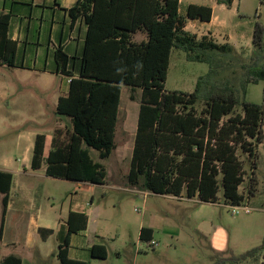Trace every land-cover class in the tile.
Instances as JSON below:
<instances>
[{"label": "trees", "instance_id": "obj_1", "mask_svg": "<svg viewBox=\"0 0 264 264\" xmlns=\"http://www.w3.org/2000/svg\"><path fill=\"white\" fill-rule=\"evenodd\" d=\"M234 0H217L231 7ZM73 23L84 20L87 27L84 50L79 58L64 48L56 50L58 72L69 81L67 95L59 99L57 114L71 119V126L53 132L51 149L45 157L46 135L35 140L32 170L42 169L54 178L105 185L108 170L96 162L90 149L109 159L117 148L123 86L142 91L136 138L127 180L136 190L155 195L198 199L238 206L257 198V181L252 178L247 191L245 171L239 152L257 158V146L264 142V105L239 96L229 80L212 83L214 76L231 70L237 54L230 43H219L210 35L199 37L186 29L187 20L210 22V6L190 5L181 14L180 0H78L69 10ZM11 13L0 12V65L15 66L17 43L9 37ZM264 28L257 25L254 53L242 60L241 88L264 80ZM142 35L145 39L138 41ZM185 52L192 62L207 63L210 71L201 77L192 93L167 92L171 55ZM78 63H77V62ZM209 83L201 111L197 103L201 89ZM135 100V95H131ZM241 108L240 112L237 109ZM254 164H256L254 162ZM13 174L0 171V198L6 213ZM87 214L71 213L69 233L60 244L61 264H88L70 258L72 234L87 230ZM48 236L52 230L40 229ZM154 231L143 227L141 241H153ZM264 242L242 258L261 263ZM92 256L104 260L107 248L94 245ZM0 264H23L21 258L0 256Z\"/></svg>", "mask_w": 264, "mask_h": 264}, {"label": "rangeland", "instance_id": "obj_2", "mask_svg": "<svg viewBox=\"0 0 264 264\" xmlns=\"http://www.w3.org/2000/svg\"><path fill=\"white\" fill-rule=\"evenodd\" d=\"M223 21L230 32L241 33V41H230L241 47L236 48L237 54L225 56L233 61V68L220 72L211 82L229 79L243 100L264 105V80L249 84L245 95L241 88V52L244 62L255 55V30L257 25L264 28V0H236L231 8L216 6L215 25ZM142 38L138 35L136 39L140 41ZM209 71L207 63L189 61L184 51L174 49L165 83L166 91L192 93L199 79L207 76ZM34 86L36 83L30 81L22 83L14 91H0V120L8 116L16 118L15 124L13 120L10 124L0 123V158L2 154L13 156L15 161L21 158L19 136L33 139L36 134L48 135L57 127L72 125L69 117L56 118L54 114L53 102L61 93L57 90L42 92ZM208 88L209 83L202 86L197 103L199 111L204 107ZM132 94L135 100L131 99ZM141 97L140 89L133 93L131 87L123 86L116 129L117 148L113 155L102 160L98 151L90 149L92 158L107 168L108 177L106 185L99 188L95 205L89 211V230L73 238V245L78 247L73 254L88 264H261L262 259L259 263L242 257L264 242V142L257 146L256 159L239 152L246 173L242 191H247L252 178L257 181V198L248 203L253 208L249 213L234 214L222 195L218 203L206 204L185 197L151 193L145 196V192L134 189L127 180ZM240 111L241 108H238L237 112ZM18 117H21V123H17ZM2 139H5L4 145H1ZM47 185L54 198L47 200L48 206L54 207L49 218L51 224H57L67 215L71 194L79 189L76 184L57 179L49 180ZM142 224L154 229V248L141 241ZM92 244L104 245L107 258L92 260L85 255L81 248ZM29 253L31 255L25 258V264H61L56 257L57 235H52L46 242L41 234L38 235L36 250Z\"/></svg>", "mask_w": 264, "mask_h": 264}, {"label": "crops", "instance_id": "obj_3", "mask_svg": "<svg viewBox=\"0 0 264 264\" xmlns=\"http://www.w3.org/2000/svg\"><path fill=\"white\" fill-rule=\"evenodd\" d=\"M77 1L0 0V12L11 13L12 15L9 37L17 43L15 66L0 65V70L2 71L0 74V91H14L22 83L30 81L36 83L34 88L39 89V91L52 92L57 90L61 94L53 102L56 118H61L59 117L61 115L57 114L59 99L67 95L69 91V81L58 72L56 50L62 47L71 57L76 58H79L84 50L87 27L84 20H78L73 23V19L69 14V10ZM180 1L181 14L184 16H186L187 8L190 5L210 6L213 9V18L210 22L188 19L186 26L188 31L197 34L199 37L210 35L219 43L232 44L230 42L232 39L241 41V33L234 34L230 32L224 21L218 22L215 25V7H225L226 5L219 4L217 0ZM235 3L236 0L233 1L231 7ZM214 28L219 30H214ZM143 39H145L144 36L141 40ZM234 46L236 48L241 47L239 44H234ZM12 120V123L15 124L16 118H10L9 116L1 119L0 123L10 124ZM17 123H21V117L17 118ZM54 130L52 134H45V157L50 152ZM37 135L33 139L30 136H19L18 149L19 153H22V156L17 161H15L13 156L6 154H2L0 158V171L13 174L8 208L0 222V256L2 259L16 256L21 258L23 264H25V258L27 259L31 255L29 252L36 250L37 236L40 235V229L52 230V235L58 236L59 252L61 242L69 233L68 219L70 214L84 213L89 217L87 230L72 234L69 251L70 258L82 261V259L77 258L73 254V250L78 249V247L76 248L73 245V238L75 236H82V234L89 230V211L95 205L99 188L106 184L100 185L48 176L46 174V163L42 169L38 171L32 170V157ZM1 143V145H4L5 139H2ZM51 179L76 184L79 189V191L71 194L72 197L67 215L57 224H51L52 221L49 216L54 207L52 205L49 207L47 204V200L51 201L54 199L53 193L47 185V182ZM147 194L149 193L145 192V196ZM192 200L202 202L198 199ZM0 211H3L2 197L0 198ZM143 227L142 224L141 229ZM52 235L48 236V232L44 231L43 241L46 242ZM153 241L155 242V231ZM94 245L99 244H92L81 249L92 260H98L92 256ZM56 257L59 260L58 253Z\"/></svg>", "mask_w": 264, "mask_h": 264}, {"label": "built area", "instance_id": "obj_4", "mask_svg": "<svg viewBox=\"0 0 264 264\" xmlns=\"http://www.w3.org/2000/svg\"><path fill=\"white\" fill-rule=\"evenodd\" d=\"M230 208L232 209L234 214H238L240 212L249 213L253 210V208L250 207L248 203H243V204L238 205V206H230ZM155 245H156V243L154 241L147 243L148 247L154 248Z\"/></svg>", "mask_w": 264, "mask_h": 264}, {"label": "water", "instance_id": "obj_5", "mask_svg": "<svg viewBox=\"0 0 264 264\" xmlns=\"http://www.w3.org/2000/svg\"><path fill=\"white\" fill-rule=\"evenodd\" d=\"M261 264H264V255L262 256V263Z\"/></svg>", "mask_w": 264, "mask_h": 264}]
</instances>
